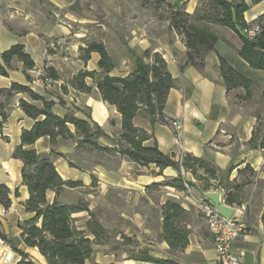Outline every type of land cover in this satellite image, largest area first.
Returning a JSON list of instances; mask_svg holds the SVG:
<instances>
[{
    "label": "crops",
    "instance_id": "crops-1",
    "mask_svg": "<svg viewBox=\"0 0 264 264\" xmlns=\"http://www.w3.org/2000/svg\"><path fill=\"white\" fill-rule=\"evenodd\" d=\"M235 2L237 0H226ZM248 10L243 14L248 24L264 14V0L252 3L244 0ZM173 8H182L192 15L200 0H166ZM91 12V19L85 12ZM82 12L84 16H79ZM161 13V14H160ZM166 14L143 6L140 0H0V56L13 45L21 44L32 58L34 68L23 73L22 63L11 62L8 77L0 76V89H9L12 83L28 86L32 91L54 102L53 113L64 116L72 113L76 118L86 120L90 116L108 138H100L103 146L112 147V141L121 133V116L114 106L103 102L95 84L89 94L79 93L70 86L72 78L80 71H99V55L92 53L83 63L79 48L87 41L84 25L92 24V36L103 43L114 63L112 77H125L134 67V56L150 51L159 54L165 61L167 70L174 79L175 86L169 91L164 105L165 122L150 123L148 117L139 114L133 119L135 127L146 131L152 137L144 143L151 147L156 143L165 155H173L179 160L190 154L212 161L220 172H226L224 183L232 191V185L246 182L237 193L232 206H244L243 220L248 232L240 236L232 245L233 250L243 257L244 264H264V227L261 221L264 184V148L251 149L248 145L256 128L261 129L264 142V72L251 69L238 56L241 41L229 29L211 25L217 35L215 48L205 58L202 70L187 67L179 71L187 49L182 36L170 27ZM81 25L83 28H79ZM65 40L68 51L62 52L59 43ZM224 58L236 71L244 74L252 82L250 98L242 89L235 91L237 100L231 104V93L223 84L218 58ZM152 63V58H144ZM0 64L3 62L0 57ZM47 69H53L62 85L51 89L43 87V76ZM65 88V89H64ZM29 98L18 94L11 99L6 122L0 129V185H5L19 196H10L12 214L2 215L0 206V232L11 242L0 239V264H17L21 256L12 246L30 255L39 264H46L35 248H28L21 240L19 223L32 215L25 212L23 204L29 197L27 188L21 182L22 162L12 157L20 144L23 130H29L34 120L19 108V100ZM33 105L41 107L38 102ZM171 121L181 124L175 133ZM74 133V128L69 126ZM38 154L47 155L51 151L48 137L38 139L33 145ZM55 150L61 157L52 158L57 173L64 181L80 182L81 186L64 188L59 196L63 204L74 205L78 201L87 204L89 213L73 215L77 225L84 229L85 223L95 219L104 229V241L93 247V264H152L129 257L132 251H147L152 257L165 260L169 252L167 244L155 237L162 233L161 208L168 200L181 205L190 215L199 211L194 203L205 201L197 189L186 182L199 185L189 173L173 168L163 171L154 166L140 167L120 155L99 152L100 160L87 165L80 159L77 164V140L59 142ZM233 169L228 173L230 167ZM249 166L254 175L239 171ZM181 176L185 190H177L165 183ZM52 202L54 192L47 193ZM222 198L225 193L222 191ZM200 236L184 249V255L197 253L200 261L196 264H216V252L210 232ZM190 234V233H189ZM93 240L94 236L89 235ZM159 242V243H158ZM130 250V251H129ZM163 253V255H162ZM181 254V253H178ZM9 259H5L6 256Z\"/></svg>",
    "mask_w": 264,
    "mask_h": 264
},
{
    "label": "trees",
    "instance_id": "trees-1",
    "mask_svg": "<svg viewBox=\"0 0 264 264\" xmlns=\"http://www.w3.org/2000/svg\"><path fill=\"white\" fill-rule=\"evenodd\" d=\"M150 5L152 9L164 13L169 20L170 27L185 43L187 53L184 61L179 64V71L187 67L202 70L206 56L214 50L218 41L217 35L211 30V25H217L231 30L241 41L238 51L239 58L251 69L264 72V14L259 16L253 24H248L243 14L248 10L244 0L227 2L226 0H200L199 6L192 15L187 14L182 8L175 9L166 0H155ZM259 3L262 0H251ZM161 14V13H160ZM259 26L260 33L253 39L248 38L245 30ZM92 53L99 55L97 67L99 71L80 70L70 81V86L79 93L89 94L92 87L86 81L90 79L99 91L103 102L114 106L121 116V133L112 141V147L100 144V138H108L102 129L94 123L90 116L86 120L76 118L72 113L62 117L53 113L54 102L47 101L44 97L32 91L28 86L12 83L9 89H0V129L6 122L10 111L11 99L18 94H24L30 102L19 100V108L23 113L34 120L29 130H23L20 135V144L12 157L22 162L21 182L27 188L29 197L23 204L24 211L32 216L19 223L21 240L28 248H35L44 258L46 264H93V247L104 237L103 227L91 217L81 229L77 219L73 217L79 212H87V204L78 201L74 205L63 204L59 196L64 188L74 189L81 186L80 182L64 181L61 179L53 164L52 158L61 157L55 150L59 142L77 140V148L88 151L101 152L108 155H120L140 167L154 165L159 172L166 168L181 169L189 172L199 185L186 182L189 187L203 192L221 190L225 193V203L232 206L236 201V193L246 185V182L232 185L230 189L224 183L226 172H220L211 160L197 158L190 154L183 155L175 160L173 155L162 153L156 143L147 147L144 145L152 136L146 131L134 126L133 119L142 114L149 118L150 123H164V105L169 91L175 86L174 79L167 70L165 61L159 54L151 55L145 51L141 56H134V67L125 77H112L110 72L114 63L107 53L103 43L91 40L79 48V57L86 63ZM3 65L0 64V76L8 77L13 59L22 63L23 73L27 80L30 77L27 71L34 68L32 58L25 52L23 45L17 44L1 54ZM152 58V63H146L144 58ZM218 69L223 84L228 92L242 89L245 97H251L252 82L243 74L236 71L224 58H218ZM59 82V77L53 69H47L43 81ZM61 86V85H60ZM63 89V85L61 86ZM65 89V88H64ZM32 102H38L37 107ZM74 128V133L69 129ZM48 137L51 151L47 155L38 154L34 149L26 147L33 145L38 139ZM260 128H256L248 145L251 149L264 148ZM233 169L231 166L228 173ZM242 172L249 176L254 171L246 166ZM166 186L177 190H185L184 182L179 178L165 183ZM54 192L52 202L47 200V193ZM18 197V189L12 193L5 185H0V206L11 207L10 196ZM264 205V184H263ZM162 233L160 238L171 251L181 252L189 244V231L186 228L188 212L180 204L168 200L161 208ZM264 227V209L261 217ZM93 235L94 239H89ZM0 239L11 242L0 232ZM21 256L17 264H39L30 255L24 254L14 248ZM132 259L153 264H175L170 260L156 259L141 251ZM122 264V263H113Z\"/></svg>",
    "mask_w": 264,
    "mask_h": 264
},
{
    "label": "built area",
    "instance_id": "built-area-1",
    "mask_svg": "<svg viewBox=\"0 0 264 264\" xmlns=\"http://www.w3.org/2000/svg\"><path fill=\"white\" fill-rule=\"evenodd\" d=\"M261 29L259 26H253L252 28L245 30V34L248 38L253 39L259 34ZM62 52L68 51V45L65 40L59 43ZM45 89H51L53 85H62L60 82L50 81L46 79L42 82ZM171 128L175 133L181 130V124L175 121L170 122ZM183 173V170L181 169ZM199 212L202 214L208 231L212 236L213 248L216 252V264H244L243 257L241 254L236 253L232 245L242 235L247 234L248 227L243 220L244 206H233L235 212L230 219L222 217L214 206L207 201H200L194 203ZM13 210L11 207L5 209L1 208V214L7 215L12 214ZM5 259H9L7 255Z\"/></svg>",
    "mask_w": 264,
    "mask_h": 264
},
{
    "label": "rangeland",
    "instance_id": "rangeland-1",
    "mask_svg": "<svg viewBox=\"0 0 264 264\" xmlns=\"http://www.w3.org/2000/svg\"><path fill=\"white\" fill-rule=\"evenodd\" d=\"M140 2H141V4H143V3H155L156 1L155 0H140ZM163 12H164L163 14H166V11H163ZM85 13H86L85 15L88 14V16H86V17L91 19V16H90L91 12L88 11ZM79 16H84V14L82 12H79ZM92 26L93 25L90 23L84 25V29H86L85 34L88 38L87 41L96 40V38H94L92 36V31H93ZM79 28H83V27L81 25H79ZM84 46H85V44H84ZM236 90H233L230 92L231 93V98H230L231 104L236 103V100H237V95L235 93ZM251 93L253 94L254 92L251 91ZM261 106H262V109H264V100H262ZM98 153L99 152H96V151H88L86 148L79 149L78 153H77V162H78L77 164H79L80 159L87 161V165H91L92 163L99 161L100 155ZM186 228L190 233L189 235L191 237L190 239H191L192 243L196 242L200 236L206 237L209 234L208 233L209 231H208L207 226L205 224L204 218L199 211L193 215H190L188 213L187 221H186ZM104 238H105V235L102 239H99V242L100 241L107 242L106 240L104 241ZM155 239H156V241L161 240L160 236H156ZM183 251L176 252V251H171L169 249L168 255L165 256L166 257L165 260H170L175 264H196L197 262L199 263L200 258H199L197 253H194V252L191 253L190 252L189 255H184L185 252L183 253ZM132 252H133V254H130V252L128 253L129 257H134L136 255H139V253L141 251H137V252L132 251ZM178 253H181V254H178ZM162 255H163V253H162ZM156 259H158V258H156Z\"/></svg>",
    "mask_w": 264,
    "mask_h": 264
},
{
    "label": "water",
    "instance_id": "water-1",
    "mask_svg": "<svg viewBox=\"0 0 264 264\" xmlns=\"http://www.w3.org/2000/svg\"><path fill=\"white\" fill-rule=\"evenodd\" d=\"M202 196L205 201L211 203L214 208L218 211V213L224 217L225 219H230L235 212V208L233 206L227 205L222 198V191H208L203 192Z\"/></svg>",
    "mask_w": 264,
    "mask_h": 264
}]
</instances>
